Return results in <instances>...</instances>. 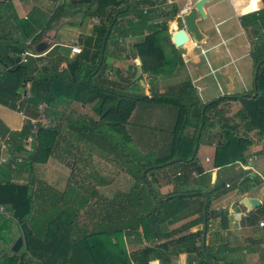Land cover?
Here are the masks:
<instances>
[{
  "label": "trees",
  "instance_id": "obj_1",
  "mask_svg": "<svg viewBox=\"0 0 264 264\" xmlns=\"http://www.w3.org/2000/svg\"><path fill=\"white\" fill-rule=\"evenodd\" d=\"M247 2L248 5L238 7L239 13L254 10L252 0ZM260 2L262 8L239 16L240 25L250 42L251 89L244 93L221 95L204 103L191 94L192 88L188 83H181L165 93L152 94L158 102L180 105L176 106L173 147V153L180 161H193L200 137L204 134L210 135V139L212 135L216 137L211 141L215 140L213 165L217 167L243 160L242 153L251 142L250 132L255 131L258 137H264V0ZM71 4L74 5L75 1ZM71 4L66 7H71ZM4 5L6 8L1 7ZM128 5L127 0H95L88 13L102 19L98 26L95 61L88 64L75 57L64 69L57 70L37 66L38 59L34 58L18 63V54L24 48L33 49L51 24L68 13L65 5L55 6L42 22L38 14L20 19L14 13L10 0L0 2V103L16 111L23 106L25 110L22 113L26 116L21 128L8 131L2 142L6 160L0 162V180L3 181H0V206L9 211L19 226L24 248L19 254L1 255L3 264H28L33 260L38 264H149L151 260H156V264H171L172 257L179 253L187 255L186 264H234L220 259L217 256L219 251L212 252L209 242L201 243L203 194L207 196L205 234L210 230L211 219L221 214L210 208L211 194L217 185L210 187L209 175L203 173L199 176L202 188L192 186L191 189L172 190L164 195L166 198L158 199L156 195L160 194L149 185L145 187L140 174L145 167L156 164L149 170L156 168L157 163L162 164L168 159L145 161L142 154L125 151L126 146H121L120 142L129 140L124 125L136 102L145 97L110 87L96 81L95 77L103 67L108 38H114L116 34L112 33L116 31L122 35L125 33V28L118 30L117 24L128 11ZM6 9L9 10L7 14ZM176 12L173 7L164 13L172 19ZM134 14L136 21H128L125 27L140 26L148 30L143 38L131 45L142 72L152 68L167 69L172 47L166 41V21L152 28L146 24L147 15L141 11H134ZM36 26L39 30L34 31ZM7 27L14 29L16 36L9 35L11 30ZM27 38L29 40L25 44ZM188 44L186 41L183 45ZM25 80L30 82L29 90L27 94H21ZM70 102L88 104L90 111L97 116L87 120L67 119L65 124L73 130L70 137L75 142L82 141L88 151L113 161L131 177L132 184L124 192L118 191L110 199H98L99 195L91 184L80 192L78 183L73 186L69 182L62 192L51 191L48 185L37 189L36 186L43 184L41 181L36 184L30 171L35 164L45 163L52 155L62 137L63 118L57 110ZM230 103H237V108L228 115ZM39 104H44L42 113L49 124L36 123L32 128L29 119L36 117ZM180 122L182 129L186 126L192 128L190 134L180 133ZM106 129L115 132L116 140L120 142L115 143L114 135L106 133ZM23 171L28 173L25 182L11 180V175L17 176ZM93 197L96 199L92 200ZM81 209L84 213L82 220L79 219ZM177 222L180 223L168 227ZM42 223L45 229L42 235H38V227ZM197 225L201 227L191 230ZM128 243L141 246L127 252L125 247Z\"/></svg>",
  "mask_w": 264,
  "mask_h": 264
},
{
  "label": "crops",
  "instance_id": "obj_2",
  "mask_svg": "<svg viewBox=\"0 0 264 264\" xmlns=\"http://www.w3.org/2000/svg\"><path fill=\"white\" fill-rule=\"evenodd\" d=\"M53 1L54 7L63 3L68 13L72 11L81 12L83 17L67 20L66 15L68 13L66 12V15L61 17L62 19L53 22L45 32V38L42 37L31 49L38 56L30 58L38 59L36 60L37 66L57 70L64 69L66 64L75 57L92 64L97 56L98 26L102 21L95 14L88 15L94 7L95 0H74V5L71 4L73 0H69L68 3L65 0ZM193 1L195 0H175L172 6L179 10L185 6V3H190L191 6ZM224 1L227 4L226 9L223 4ZM127 2L129 4L128 11L119 18L117 24L118 30L125 28V33L122 35L116 31V33H112L116 34L114 38H108L103 54V67L98 71L99 76L95 77V80L110 87L122 88L124 91L134 89L133 84L139 79L142 80L143 90L141 94L145 99L141 100V105H139L140 101L135 104L125 124V129L130 132L131 136L135 137L139 151L144 153L142 154L144 157L146 156L145 152L149 149L157 153L158 160L179 158L173 153L178 109L167 102H155L152 94L165 93L181 83H188L192 88L191 94L201 103H204L221 95L244 93L251 89L253 75L252 61L249 55L250 42L246 31L240 25L239 16L257 10L239 13L237 7L248 5L247 0L206 1L202 5L205 17L197 21L204 35V40L199 43L188 40V45L182 44L175 47L170 34L178 27L175 24V28H171V24L175 22L165 16L163 10L165 12L168 10L162 0H127ZM67 4H71L72 8L66 7ZM34 5L32 0L12 1L13 11L20 19L28 10V7ZM89 6L91 8L87 9ZM257 6V9L262 8L260 0ZM35 7L37 6L35 5ZM37 8L41 9L40 7ZM134 11L136 13L141 11L142 14L147 15L146 24L151 25L152 28L155 24L166 21L168 28L166 41L168 46L172 47L167 69L152 68L148 72H142L139 61L140 72L136 79H133L136 65L130 58V54L134 53L136 57L137 55L131 45L143 38L148 30L140 26L125 27L128 21H136ZM235 18L236 20L233 21ZM208 19L211 20L215 29L214 33L213 31L209 32L208 26H206ZM27 43L28 41H25V44ZM71 45L78 46L80 52L72 53L69 48ZM248 58L250 67L248 65L245 67L244 63L246 61L243 63L242 61ZM29 86L30 82L25 80L22 84L21 94H27ZM127 92L134 93V90ZM43 107L44 104L37 106L36 119L38 114L42 113ZM24 110L23 106L19 111H16L0 103V146L8 131H17L21 128L26 118L22 113ZM57 111L60 112L58 115L63 118L60 130L63 137V164L58 162L60 161L59 158L58 161L52 159L51 155L45 163L35 164L30 172L36 184L40 181L43 184L41 186L35 185L37 189L49 186L51 191L62 192L67 182L73 186H77L76 183H78L80 187L83 186V189L90 187V184L92 186L94 184L107 185L111 181L109 177H113L120 167L113 161L105 160L95 152L88 151L84 144L75 142L70 137L73 130L65 124L67 119L80 118L87 120L89 118L96 119L97 116L95 118L88 104L84 105L77 102L66 103ZM43 117L48 120L44 115ZM133 118L135 119L134 122L150 123L148 129H152L133 127ZM36 123L40 124V122ZM128 127L133 128L128 131ZM184 130L186 134H190L192 128L186 126ZM215 130L212 131L215 132ZM204 135L202 138L203 149L201 148L204 151L201 157L197 154L199 146L195 151L192 162L178 160L177 165L165 167L160 171L148 172V169L146 172L147 178L157 187V190H155L161 196H164L172 190L185 189L183 183L187 178L189 181L192 177L203 175V173L208 174L210 187L214 184L217 185L211 194L210 208L221 212V216L217 215L211 219L210 230L204 235V243H210L212 252L219 251L217 256L222 260L231 261L234 264H264V137H258L255 131L250 132L248 136L251 142L242 153L243 160L217 167L213 165L215 140L210 143L208 138L210 135ZM204 144L210 145L207 150ZM209 147L210 152H208ZM0 155L5 156V153L2 151ZM91 157L93 160L89 165L86 159ZM101 162L109 165V168L102 166ZM107 169H109V172ZM67 170L68 172H66ZM43 172H47L46 175H41ZM191 172H194V175H191ZM59 174L62 178H65L62 188L55 185L60 180ZM26 176H28L27 172H19L17 176L11 175V180L25 182ZM73 177L84 180L83 184L79 183L77 179L72 180ZM225 184H228V186H225ZM93 188L96 195H99L98 199H110L116 192H124V190H116L108 197L100 193L97 185ZM78 190L83 191L80 188ZM39 191L41 192V190ZM241 197L253 198L258 201V205L250 209L239 205L238 200ZM95 199L96 197L92 198V200ZM81 211L82 209L80 213ZM258 221H262L263 225L259 226ZM0 224V246L10 247L14 240L21 236L19 235L20 229L16 221L10 216L9 211L2 206H0ZM20 249L22 251L24 249L23 242L16 253L11 251L10 254H19ZM3 254L10 255L0 252V256ZM154 261L156 263V260ZM186 261L187 255L179 253L172 257L171 264H186Z\"/></svg>",
  "mask_w": 264,
  "mask_h": 264
},
{
  "label": "rangeland",
  "instance_id": "obj_3",
  "mask_svg": "<svg viewBox=\"0 0 264 264\" xmlns=\"http://www.w3.org/2000/svg\"><path fill=\"white\" fill-rule=\"evenodd\" d=\"M2 0H0V2H1ZM12 1L13 0H10V4H11V7H12ZM21 1V0H20ZM33 1V3L37 6V7H40L41 9H39V8H37V7H35V5L34 6H30V7H28V10L22 15L23 17H21L22 19H25V17H29L30 15H33V14H38L39 15V20H41L42 22H44L45 21V19H47V17L50 15V13H51V11H52V9L54 8V1L53 0H32ZM49 2L48 4H49V6H48V4H47V2ZM57 2H60V0H56ZM67 3H68V1L69 0H65ZM181 1V0H180ZM43 3V4H42ZM223 4H224V6H225V9L227 8V4H226V2L224 1L223 2ZM2 8H6V5H4V7L3 6H1ZM34 7V8H33ZM73 7H76V6H73ZM172 7H174V6H172V5H168V6H166V8H167V10L169 11V10H171L172 9ZM237 7V6H236ZM72 8V7H71ZM70 8V9H71ZM238 8V7H237ZM39 9V10H38ZM162 9H164L163 7H162ZM2 9L0 8V11H1ZM39 11V12H38ZM7 12H9V10H7L6 9V14H7ZM163 12H165V10H163ZM177 12H178V8H177ZM176 12V13H177ZM230 12H231V10H230ZM232 13V12H231ZM5 16V15H4ZM77 17H83L82 16V13L81 12H77V11H72L71 13H68L67 15H66V18H67V20H71V19H75V18H77ZM60 19H62V18H60ZM82 19V18H81ZM173 21L175 22L174 24H171V28L172 29H174L175 27V24H176V26L178 27V28H181L182 27V23H181V19H180V16H178V15H175V16H173ZM29 20V19H28ZM66 20V21H67ZM236 20V18L233 20V21H235ZM62 21V20H61ZM11 23H13V22H11ZM35 25V24H34ZM33 25V26H34ZM206 26H208V29H209V32H211V31H213V33L215 32V29H214V27H213V25H212V23H211V20L210 19H208L207 21H206ZM8 28V27H7ZM168 29V28H167ZM8 30H11V32H10V34L9 35H11V36H16V34H15V32H14V29H12V28H8ZM37 30H39V26L37 27H35L34 28V31H37ZM46 32V31H45ZM45 32L43 33V35H42V37L43 38H45ZM41 37V38H42ZM29 40V38H27L25 41H28ZM28 58H30V57H28ZM27 58V59H28ZM246 61V62H245ZM37 62V61H36ZM243 62H245L244 63V65H245V67L248 65L249 67H250V60H249V58L246 60H243L242 61V63ZM0 70H1V66H0ZM133 88L134 89H131V90H129V89H126L127 91H133L134 90V93H136V92H139L140 94H141V91L143 90V87L141 86V83L140 82H138V81H136L134 84H133ZM127 91H124V92H127ZM129 93V92H128ZM216 98V97H215ZM140 102H139V105H141L142 103H141V100H139ZM157 100H155V102H156ZM180 103H183V102H181V101H179ZM137 103V102H136ZM176 106H179L180 107V105H176ZM237 108V103H230L228 106H227V113H228V115L229 114H232L233 112H234V110ZM181 109H183L182 108V106H181ZM89 111V110H88ZM95 118H96V116H95ZM133 127H139V128H147L148 129V127L150 126L148 123H144V122H134L135 121V119L133 118ZM30 124V123H29ZM44 124V123H43ZM130 124V123H129ZM179 125V127L178 128H181L180 129V133L182 132V134H186L185 133V130H184V128L182 129V124H181V122H180V124H178ZM124 127H125V125H124ZM133 127H128V131H130ZM152 128H149L148 130H151ZM126 130V129H125ZM213 130H215V129H213ZM106 133H108V134H112V135H114V134H116L115 132H112L111 130H108V129H106ZM127 132V131H126ZM212 132V131H211ZM129 133V134H128ZM127 134H128V138H129V140L126 142V140H124L123 141V143L122 142H120V140L118 139V140H116L118 137H116L117 135H114V136H112L114 139H115V143H121V146L122 147H124V146H126V149H125V151H128V150H133V151H136L138 154H144V153H140V151H139V146H138V142L136 141V139H135V137L133 136H131V134H130V132H127ZM203 136H205V135H202L201 137H200V140H199V142H198V147H199V150H198V152H197V154H198V156L199 157H201V155L203 154V151L204 150H202L203 149V145H202V141H203ZM208 138L210 139V136H208ZM212 138H216V137H214V135H212V137H211V139ZM211 139H210V142H212L211 141ZM63 137H62V139L58 142V145L56 146V148L53 150V153H52V159H54L55 161H58L57 159L59 158V160L61 161H58L59 163H62V160H63V151H62V145H63ZM81 143L82 144H84L82 141H81ZM3 145V144H2ZM205 145V144H204ZM206 146V150L208 149L207 147L208 146H210V145H205ZM121 147V148H122ZM202 148V149H201ZM3 151V149H2V147L0 146V152H2ZM206 152V151H205ZM208 152H210V147H209V150H208ZM146 153V156L144 157V160L145 161H149V162H155L156 160H157V157H158V155H157V153H155V152H153L152 150H149V149H147V151L145 152ZM207 153V152H206ZM197 154H196V157H197ZM210 154V153H209ZM174 159V157L173 158H169L167 161H165L164 163H162V164H164V165H162V164H158L157 163V168H153L152 170H149L148 172H150V171H153V170H162V169H164L165 167H173L174 165H177L178 164V160L176 161V162H173V163H170V164H167V162L168 161H172ZM91 160H93V158L91 157V158H87L86 159V162L87 163H89V165H90V163H91ZM68 161V160H67ZM102 163V166H105L106 168H109L108 166L109 165H105V163L104 162H101ZM63 164V163H62ZM93 165V164H92ZM156 164H153L152 166H155ZM163 166V167H159V166ZM166 165V166H165ZM86 166V165H85ZM94 166V165H93ZM151 166V167H152ZM38 167H40V166H38ZM37 167V168H38ZM36 168V167H35ZM119 168V167H118ZM107 171L109 172V169H107ZM113 171V170H112ZM171 171H172V168H171ZM66 172H68V170L66 171ZM46 173L47 172H43L41 175H46ZM70 173V172H69ZM61 174V173H60ZM60 174L58 175V177H60V180H58V183H54L55 185H56V187H59V188H62L63 187V181H65V178H62L61 176H60ZM115 176V177H114ZM106 177H109V176H106ZM146 178H147V175H146ZM67 179V178H66ZM72 180H75V179H77L78 180V182L79 183H81V184H83V181L84 180H80V179H78V178H75V177H73V178H71ZM105 179V178H104ZM193 179H195L196 180V182H193ZM109 180H111L109 183H107V185H103V186H100V184L98 185V184H94V186H91L92 188L93 187H95L96 185L98 186V190L100 191V193L101 194H103V195H105V196H111L112 195V193H114L116 190L118 191V190H127L128 189V186H130L131 185V183H132V179H131V177H129V175H127L122 169H117V171L114 173V175H113V177H109ZM147 180V182H146V184L147 185H149L150 186V188H152V189H156L157 190V187L154 185V183L153 182H151L150 180H149V178H147L146 179ZM145 180V181H146ZM192 180V181H191ZM198 180H200L199 179V176H197V177H194V178H191V179H189V181H188V178H187V180L183 183V187H185V188H193V187H200V188H202L203 186H202V184L198 181ZM188 185H191V186H188ZM186 186H188V187H186ZM193 186V187H192ZM81 190H84L83 189V187L81 186V187H79ZM161 196V195H160ZM79 219L80 220H82V218H84V213L81 211V213H80V215H79ZM180 222H177L176 224H174V225H171V226H168L169 228H171L172 226H175V225H178ZM201 227V225H197L196 227H193V228H191V230H195L194 228H200ZM44 229H45V226H44V224L42 223V224H39V227H38V230H39V232H38V235L40 234V235H42V233H43V231H44ZM210 234V233H209ZM141 246V244H133V243H128V244H126V247H125V249H126V251L127 252H129V251H132V250H134V249H138L139 247ZM11 247V246H10ZM10 247H8V246H0V252H5V253H7V254H10L11 253V249H10ZM20 251V253L22 252V249H20L19 250ZM28 261H30V259L28 258ZM4 263V258L3 257H1L0 258V264H3ZM28 264H38V262H36V261H32V262H28ZM149 264H156L155 263V261L154 260H151V261H149Z\"/></svg>",
  "mask_w": 264,
  "mask_h": 264
},
{
  "label": "water",
  "instance_id": "obj_4",
  "mask_svg": "<svg viewBox=\"0 0 264 264\" xmlns=\"http://www.w3.org/2000/svg\"><path fill=\"white\" fill-rule=\"evenodd\" d=\"M206 1H209V0H195L192 2L191 6L189 8H187L182 14H180L182 27L176 29L175 31H172L170 34L172 43L175 47H178V46L184 44L188 40H190V41L192 40V41H194V43H199V42L204 40V35H203L201 29L199 28L197 21L200 18L205 17L204 11L202 9V5ZM130 58L134 61L135 65H136V71H135L134 77H133V79H136L139 75V72H140L139 60L137 59V57L135 56L134 53L130 54ZM138 81L142 84V80L139 79ZM254 94H255V91L252 93V95H254ZM177 160H179V158H174L172 161H168L167 164L176 162ZM149 168H151V166L145 167L141 171V174H140L142 177L143 185L145 187H147V184H146V181L144 179V174ZM203 195H204V202H203V207H202V227H201V243L202 244H204L205 204H206V200H207V196L205 194H203ZM156 197L158 199L166 198V196H160V195H156ZM238 204L243 205L246 208L250 209L252 207L257 206L258 201H256L253 198L241 197L238 200ZM21 246H22V238H21V236H18L14 240V242L12 243L10 249L12 252L16 253L17 250Z\"/></svg>",
  "mask_w": 264,
  "mask_h": 264
},
{
  "label": "built area",
  "instance_id": "obj_5",
  "mask_svg": "<svg viewBox=\"0 0 264 264\" xmlns=\"http://www.w3.org/2000/svg\"><path fill=\"white\" fill-rule=\"evenodd\" d=\"M163 4L168 6V5H172L174 3L175 0H162ZM190 7V3H185V6L182 7L181 9L178 10V12L175 15L180 16V14H182L187 8ZM70 51L72 53H78L80 52V48L76 45H71L70 47ZM34 56H38V54L33 53L31 49L28 48H24L19 54H18V63H25L27 61L28 57H34ZM36 122H40L41 125L45 126L48 124V120H46L42 113L38 114L37 119H33L30 118L29 119V123L31 125L32 128L35 127ZM44 123V124H43ZM2 149H4V145H1ZM6 160V156H1L0 155V162H4ZM17 161H19V157L16 158ZM191 175H194V172H191ZM225 186H228V184H225ZM258 225L262 226L263 222L262 221H258Z\"/></svg>",
  "mask_w": 264,
  "mask_h": 264
},
{
  "label": "clouds",
  "instance_id": "obj_6",
  "mask_svg": "<svg viewBox=\"0 0 264 264\" xmlns=\"http://www.w3.org/2000/svg\"><path fill=\"white\" fill-rule=\"evenodd\" d=\"M258 2H259V0H255V7L253 8L254 10H258V9L256 8Z\"/></svg>",
  "mask_w": 264,
  "mask_h": 264
},
{
  "label": "snow or ice",
  "instance_id": "obj_7",
  "mask_svg": "<svg viewBox=\"0 0 264 264\" xmlns=\"http://www.w3.org/2000/svg\"><path fill=\"white\" fill-rule=\"evenodd\" d=\"M252 7H255V0H252Z\"/></svg>",
  "mask_w": 264,
  "mask_h": 264
}]
</instances>
